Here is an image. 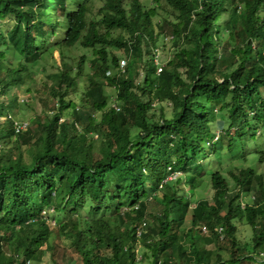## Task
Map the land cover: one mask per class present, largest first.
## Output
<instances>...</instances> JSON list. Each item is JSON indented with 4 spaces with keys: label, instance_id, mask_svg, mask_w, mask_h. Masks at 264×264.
<instances>
[{
    "label": "trees",
    "instance_id": "1",
    "mask_svg": "<svg viewBox=\"0 0 264 264\" xmlns=\"http://www.w3.org/2000/svg\"><path fill=\"white\" fill-rule=\"evenodd\" d=\"M1 1L0 117L6 119L0 125V216L5 220L0 243L9 252L5 264H26L31 252L53 249L47 244L52 234L56 245L75 249L83 264H208L198 248L202 225L218 250L209 264H264V145L247 150L251 140L264 144V0H153L148 7L139 0H129L128 7L124 0H106L100 23L130 32L135 48V60L120 73V59L114 55L109 61L105 46L121 47L123 39L110 40L95 20L87 21L85 4L68 12L66 0ZM161 1L167 7L158 6ZM161 11L166 16L153 22ZM56 13L64 19L61 40L52 46L61 62L49 90L57 107L38 98L44 109L17 131L21 120L10 116L4 93L13 96L31 77L47 47L46 24L59 25ZM168 31L173 58L157 64L154 52ZM78 43L96 59L66 62L65 51ZM23 105L32 112L33 102ZM208 144L211 155L205 157ZM190 168L197 171L189 174ZM248 181L253 201L241 208ZM54 182V196H67L63 209L54 196L41 201L33 196ZM203 190L211 201L203 198ZM85 198L98 210L114 207L120 224L93 221L80 228V213H67ZM153 204L160 206L157 212L149 211ZM188 207L189 228L180 216ZM237 224L249 227L250 241L237 238ZM185 237L191 259L170 245Z\"/></svg>",
    "mask_w": 264,
    "mask_h": 264
},
{
    "label": "rangeland",
    "instance_id": "2",
    "mask_svg": "<svg viewBox=\"0 0 264 264\" xmlns=\"http://www.w3.org/2000/svg\"><path fill=\"white\" fill-rule=\"evenodd\" d=\"M106 0H66V9L67 11H75L80 4H85L88 12H87V21H90V19L95 20L99 24V30L101 32H108L110 35V40H114L116 38H122V44L121 47L113 46V45H107L105 46V49L107 50L109 54V61H111L112 56H116L119 59H126L127 61H134L135 60V48L132 44V42L129 40L130 32H128L125 29H119V28H112L107 29L104 25L100 23V20L103 17V5L105 4ZM128 1L124 0V4L126 7H128ZM139 2L148 7L153 6V0H139ZM48 3V0H47ZM2 1L0 0V11L2 9ZM47 6V5H46ZM158 6L163 7L167 5L164 1H161ZM47 13H50V10L46 9ZM160 12V11H159ZM162 15L161 17H157L156 15L153 16V22H158L162 20L163 17L166 16L164 11H161ZM174 15V13H172ZM177 14V13H176ZM175 17H171V19H174ZM55 19L59 21V25L52 26L50 23H47L45 28L47 30V36L49 37L48 42L46 43V46L43 51L44 55L42 56L41 61L39 63H36L33 65V68L31 69V77L25 79V81L21 82L20 85L17 88V91L12 96L9 95V91L5 92L4 95L8 97L5 103V107L10 111V116L13 117L15 120H21L27 123L32 115L39 114L43 109L44 105L38 103L37 99H47V105L49 107H57L54 103V100L49 96V90L50 85H52L55 80L58 77V74L60 72V57L58 50L55 48L53 49L52 46L56 43H58L61 40V36L64 33L61 23L64 21L63 17L59 14H55ZM5 21H8V18H5ZM53 34V35H52ZM94 52L91 49L83 48L79 43L76 44L73 48L66 50V62H71L76 64V62L81 57H86L87 61L95 60L96 57L93 54ZM174 54V43L172 39V34L170 31L166 32L161 38L160 43L157 49L154 52V58L157 59V61L162 65L166 62V60L173 58ZM154 61V60H153ZM155 63V62H154ZM137 70L140 73H143V66L140 62L137 61ZM159 71V68H157ZM85 72L89 73L90 71L88 69H85ZM111 73H115V68H110ZM47 75H50L49 78H47ZM0 78H3V74L0 75ZM139 81H141V78H139ZM29 90V92H28ZM82 90L81 86L79 85L78 91ZM105 90L109 91V88H105ZM12 92V91H11ZM4 96V97H5ZM73 98V97H72ZM230 98V96H228ZM5 100V99H4ZM23 101L25 102H33V108L32 112H29L28 108H25L23 105ZM23 105V106H22ZM111 106H114V104H111ZM168 115L170 114V111H167ZM9 115V114H8ZM158 115V113H157ZM100 117L104 120L105 115L100 114ZM6 119V115H3L0 117V125H3L4 121ZM73 122V121H71ZM238 129V128H237ZM249 135L245 137V141L248 139ZM11 141L14 140V137L12 136ZM8 137L6 135L2 136V143L7 144ZM248 141V140H247ZM252 142L249 143L247 150H253L257 145H264L259 144L258 142H253L254 140H251ZM256 145V146H255ZM4 147H7L5 145ZM240 151V150H239ZM210 154V144L206 145L205 149V157H209ZM24 157L28 160L29 156L27 152H24ZM227 157H225L226 159ZM202 158L200 157L198 161H201ZM47 164L52 165L51 161L45 162ZM44 162L42 164H45ZM209 164L210 162L206 161L205 164ZM41 164V165H42ZM187 165H193V162L188 161ZM260 169L264 172V163L261 165ZM193 171L190 168L188 170L189 174H192ZM36 175H33L31 178V181H34L36 179ZM233 185V184H232ZM58 187V184L54 182L52 184V187H47L46 190L39 189L35 192H33V196H39L40 195V201L42 200V197H47L48 195L54 196L55 189ZM261 188V187H260ZM202 196H204V199H207L211 201V196L208 194L207 190L202 191ZM55 197V205L59 206V209H63V204L65 203V200L67 196H65L64 199L62 198H56ZM34 199V197H33ZM86 200L79 199L80 205L75 207H70L68 209L67 216L73 214L75 215L77 212L80 213L81 217L79 219V226L80 228H88L90 224L93 221H105L112 223V225L120 224V215L115 213L113 211L114 207L112 209H103L98 210L96 207H91L89 203H87L88 198H85ZM253 201V189L251 188V183L248 181L246 185L242 188V195L240 198V204L241 208H243L245 205L252 204ZM31 207L28 206L27 209L29 210ZM160 206L153 204V206H150L149 211L157 212ZM75 209L76 212H72V210ZM122 211V210H120ZM180 216L184 219L185 225L187 228L191 226V212L190 208L188 207L187 210L185 208L181 209ZM10 219H13V216H9ZM61 219L64 220V216H60ZM4 219H1L0 216V222H4ZM56 221V220H55ZM54 220H51V223L55 224ZM57 222V221H56ZM99 222V226L100 223ZM233 223L235 224V219L233 220ZM147 226V224H145ZM54 227V225H53ZM238 232L236 233V236L241 241H250L252 237V231L249 229V227L245 225L237 224ZM182 229V228H180ZM195 229H199V226ZM204 238L202 242L198 244L199 253L202 256V259L206 260L209 263H211L215 258V252H217V247L214 244V240L210 237L209 232L203 233ZM139 242V241H138ZM47 244L53 247V249H49L48 246H44L39 248L38 250H35L34 252H31L29 256V260L26 262V264H83L82 259L80 257V254L73 248H64L61 243L55 244V234L50 236V239L48 240ZM173 251L176 250L178 252H186V259H191L193 256V249L190 246V241L185 237L181 242L178 243H170ZM48 249V250H46ZM141 250V248H140ZM104 253V251H102ZM220 255H222L223 258H227V253L224 251L219 252ZM9 252L6 250L3 243H0V264H5L8 262ZM140 257V255H138ZM185 260V258H184ZM124 261V260H123ZM21 262L20 260L18 261ZM29 262V263H28ZM111 261L109 262V264ZM140 264V263H138ZM147 264V262L143 263ZM256 264V263H254Z\"/></svg>",
    "mask_w": 264,
    "mask_h": 264
},
{
    "label": "built area",
    "instance_id": "3",
    "mask_svg": "<svg viewBox=\"0 0 264 264\" xmlns=\"http://www.w3.org/2000/svg\"><path fill=\"white\" fill-rule=\"evenodd\" d=\"M121 68H122V70H121V72H124L125 71V69H124V64H122L121 65ZM161 69L159 68V71H160ZM15 125H16V129H17V131H19L20 130V128H25L26 126H27V123L26 122H16L15 123ZM202 231L204 232V233H206L207 232V228L206 227H202ZM221 231V228H219V232ZM29 263V262H28Z\"/></svg>",
    "mask_w": 264,
    "mask_h": 264
},
{
    "label": "clouds",
    "instance_id": "4",
    "mask_svg": "<svg viewBox=\"0 0 264 264\" xmlns=\"http://www.w3.org/2000/svg\"><path fill=\"white\" fill-rule=\"evenodd\" d=\"M47 9V8H46ZM60 57V56H59ZM155 61H156V63L158 64V62H157V59H155ZM122 64H124V69L126 70V67H127V60L126 59H121L120 58V64H119V66H118V69H117V71H119V73H120V71L122 70V68H121V65ZM21 122H24V121H21ZM202 227H206V226H204V225H202V226H200V228L202 229ZM207 228V227H206ZM203 232V231H202Z\"/></svg>",
    "mask_w": 264,
    "mask_h": 264
}]
</instances>
